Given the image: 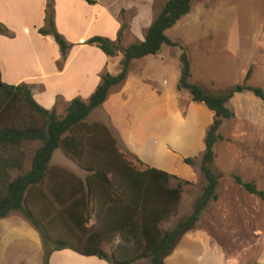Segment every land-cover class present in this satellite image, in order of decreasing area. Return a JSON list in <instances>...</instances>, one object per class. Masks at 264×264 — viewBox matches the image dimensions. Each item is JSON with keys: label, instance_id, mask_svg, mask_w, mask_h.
<instances>
[{"label": "trees", "instance_id": "1", "mask_svg": "<svg viewBox=\"0 0 264 264\" xmlns=\"http://www.w3.org/2000/svg\"><path fill=\"white\" fill-rule=\"evenodd\" d=\"M193 2L166 0L148 28L145 40L128 47L120 45L126 25L120 30L117 41L101 36L87 40L109 56L122 52V70L118 75L103 74L89 100L73 99L63 116L55 109L40 106L27 85H9L0 79V108L15 107L22 100L31 117L24 119L20 106L15 107L17 121L12 124L0 122V218L18 211L39 230L45 248L43 264H51L52 253L62 249L97 256L111 264H131L141 259H148L151 264H163V259L172 252L185 229L198 221L211 201L218 198L220 175L213 167L215 146L223 138L220 133L223 121L235 115L227 102L235 94L245 91L264 100V88L242 83L223 94H212L191 81L190 58L186 52L181 53L178 89L188 91L192 101L205 104L214 112V119L206 133L201 162L206 180L202 195L195 202L192 214L166 231L161 228V223L177 212L183 184L189 181H179L175 187H170V179L177 178L176 175L150 166L138 169L119 151L106 125L86 121L106 100L109 90L127 78L134 59L156 55L164 46H178L166 32L191 11ZM51 7L49 2L46 17L49 28L40 32L52 33L65 56L71 45L55 29ZM249 76L250 70L246 80ZM29 141L40 144L30 169L22 172L26 158L23 145ZM59 148L87 172L85 179L51 164L54 152ZM185 163L192 164L193 159L186 158ZM12 170L20 173L12 177ZM236 181L264 200V190L254 181L246 182L240 176H236ZM91 201L96 211L95 228L87 227ZM60 229L64 231L61 233ZM117 236L121 238V244L109 255L103 249V243Z\"/></svg>", "mask_w": 264, "mask_h": 264}, {"label": "crops", "instance_id": "2", "mask_svg": "<svg viewBox=\"0 0 264 264\" xmlns=\"http://www.w3.org/2000/svg\"><path fill=\"white\" fill-rule=\"evenodd\" d=\"M164 1L0 0L3 27H0V79L9 85H27L40 106L65 115L73 99L89 100L103 74L118 75L122 70V52L109 56L87 40L101 36L117 41L126 25L120 42L122 47L144 41ZM49 2L55 29L71 45L65 56L52 33L40 32L49 28L46 20ZM172 28L166 32L169 38ZM162 50L156 55L134 59L127 78L109 90L106 100L86 121L106 125L126 159L134 156L145 167L175 174L177 165L186 166L185 158L205 151V137L214 112L178 89L180 70L169 75L167 83L162 80L163 85L162 78L156 74L145 76L149 68L159 65L155 60ZM162 67L167 69L165 63ZM117 106L128 114L113 116ZM26 161L27 157L25 165ZM31 162L32 159L30 167ZM190 249L189 246L176 252L173 249L163 264H179L182 254L193 253ZM44 252L39 230L23 215L10 213L0 218V264H43ZM50 263L111 264L72 249L54 251Z\"/></svg>", "mask_w": 264, "mask_h": 264}, {"label": "rangeland", "instance_id": "3", "mask_svg": "<svg viewBox=\"0 0 264 264\" xmlns=\"http://www.w3.org/2000/svg\"><path fill=\"white\" fill-rule=\"evenodd\" d=\"M165 2L161 4L164 6ZM186 15L169 32L171 40L178 46H164L155 60L159 65L152 69L148 67L150 72L143 73L145 76L156 74L162 78L161 85L162 80L167 83L169 75L181 70L180 55L186 52L191 61V81L212 94H223L242 83L264 88V0H194L191 13ZM161 57L164 60H160ZM160 62L165 63L167 69ZM249 70L250 76L246 80ZM189 97L191 99L190 94ZM16 105L23 107L21 115L24 119L31 118L22 100ZM227 106L235 115L223 121L220 128L223 138L215 146L213 167L220 175L218 198L211 201L199 220L186 228L177 241L174 252L188 246L193 251L185 256L182 254L179 264H193L194 260L196 264H264V200L236 181V176H240L246 182L254 181L264 190V100L245 91L235 94ZM13 107L0 108V122L12 124L18 120ZM119 107L114 108L113 116L122 112L128 114ZM39 144L38 141L24 143L27 161L22 172L29 169ZM203 153L189 157L193 159L192 164L174 167L176 173L172 175L177 178L170 179V187H175L179 181L188 180L189 183L183 184L177 212L161 223L164 231L189 217L202 195L206 184L201 171ZM129 161L138 169L145 168L134 156ZM51 164L79 178L87 176V172L61 148L57 149ZM19 173L12 170L11 175L15 177ZM11 213L23 215L18 211ZM88 216L87 227L95 228L97 218L93 201ZM119 244L121 238L117 236L104 242L103 249L112 255ZM131 264L151 263L141 259Z\"/></svg>", "mask_w": 264, "mask_h": 264}]
</instances>
